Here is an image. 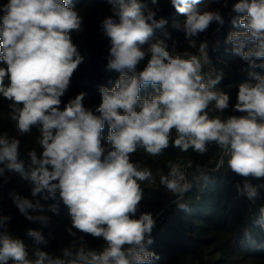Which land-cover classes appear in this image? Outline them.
Returning a JSON list of instances; mask_svg holds the SVG:
<instances>
[{"label": "clouds", "instance_id": "1", "mask_svg": "<svg viewBox=\"0 0 264 264\" xmlns=\"http://www.w3.org/2000/svg\"><path fill=\"white\" fill-rule=\"evenodd\" d=\"M107 2L112 15L101 22L109 40L105 71L119 77L113 87H99L101 101L94 109L85 107V92L62 102L84 60L72 39V33L82 30L79 12L67 0H8L0 5V97L10 102L9 117L17 134L0 133V187L9 182V173L28 181L31 198L15 191L9 197L27 221L41 226L26 229L32 241L28 245L9 234L12 217L0 214V264H154L159 260L148 250L156 220L151 212L137 215L144 198L142 183L155 182L150 167L132 161L138 149L153 157L169 147L204 155L215 143L229 157L228 168L242 178L235 185L238 194L253 204L261 199L264 75L249 72L252 79L238 85L231 104L230 96L216 88L222 76L206 79L203 74L211 61L207 40L199 38L212 24L223 26L220 9L212 10L211 5L228 8V0H170L184 17L173 20L171 29L184 34L190 49L199 41L198 54L177 51L175 43L169 48L171 33L168 22L156 18L158 7L150 8L142 0ZM230 10L236 14L231 23L237 30L228 33L225 43L250 69H264V0H236ZM157 29L162 30V38L149 43ZM149 86L153 92L142 97L141 90ZM210 106L215 115H210ZM229 108L244 115L224 116ZM36 126L40 151L27 152L26 170L20 138ZM197 171L196 182L206 185L211 177ZM159 182L176 197L177 207L187 211L181 201L193 184L180 165L169 161ZM49 199L56 203H41ZM61 202L71 218L68 234L85 244L86 236L102 238L101 249L79 248L75 256L68 247L61 248L60 255L44 250L50 241L43 229L51 223L45 213L58 215ZM260 217L264 227V205Z\"/></svg>", "mask_w": 264, "mask_h": 264}, {"label": "trees", "instance_id": "2", "mask_svg": "<svg viewBox=\"0 0 264 264\" xmlns=\"http://www.w3.org/2000/svg\"><path fill=\"white\" fill-rule=\"evenodd\" d=\"M8 0H0L4 5ZM148 7L156 9L157 19L164 18L168 24L167 30L171 33V39L167 41L169 48L175 43L177 51H189L198 54L199 41L207 40L217 28L221 29V44L212 48L209 52L214 64V75L222 76L216 85L230 96V103L234 104L240 83L251 80L249 72L255 71L264 75V69H250L238 55L231 52V46L225 43L230 31L237 30L232 26V19L236 16L231 12V4L236 0H228L229 7L221 8L218 4H212V9L219 8L223 17V26L212 24L206 33L201 34L196 48H188L187 41L182 32L174 31L170 25L173 20H183L184 17L176 13L170 0H157L153 5L152 0H142ZM68 6L79 12L83 18L82 30L72 33L74 44L78 46L80 54L84 57L78 69L71 77L70 87L62 97V102L67 103L74 99L80 92L87 93L84 105L88 108L97 106L100 101L99 87L111 88L119 77V73L105 71L107 65L109 40L103 34L101 22L111 16V5L107 0H67ZM3 12H0V17ZM243 30V29H239ZM157 38H162V30L157 29L149 43H154ZM145 45L144 47H147ZM259 63V62H258ZM2 66V65H0ZM144 63L138 66L142 70ZM153 92L151 86L141 90V96L146 97ZM9 101L0 97V133L7 132L10 136H16L14 122L9 117ZM63 103L61 107H63ZM210 115H215L214 106H210ZM244 115V113H232L229 108L224 116ZM39 126L33 127L32 132L21 139L20 158L25 161V169L28 168L27 152L36 149L40 151L38 137ZM103 135H108V126L105 124ZM223 151L215 143L208 145V152L199 155L191 149L182 153L179 149L169 147L159 156H148L143 149H138L132 155V161L138 162L141 167H150L155 176V182L149 184L143 182L144 198L140 203L137 215L141 212H151L156 220V226L152 232L153 244L148 246L149 251L155 252L160 259L154 264H264V227L261 226L260 207L264 205V190L261 191V199L255 204L250 203L243 195H239L235 185L242 182V178L234 174L228 168L229 157L225 155L223 163L221 158ZM172 161L187 167V179L192 182V188L185 193L181 203L188 206V210H181L166 193L164 186L160 185L159 178L168 172V162ZM198 169L211 177L205 185L203 181L197 183ZM9 182L0 187V214L10 215L11 222L8 232L23 239L28 245L32 241L25 235L26 229H39L38 222L27 221L13 204L9 192L15 191L21 195L30 197L32 185L19 174L9 173ZM2 180V178H0ZM253 184L260 181L251 180ZM45 205L56 203L51 199L41 201ZM51 218L48 228L43 229L49 244L45 251L60 255L63 247L75 251L79 248L85 250L101 249L103 240L86 236V244L79 239H74L66 231L71 226V218L66 206L59 204V214L46 212ZM174 219L170 221V217ZM2 231V230H0ZM51 233V236H49ZM247 233V235H246ZM80 234L77 233V236Z\"/></svg>", "mask_w": 264, "mask_h": 264}, {"label": "built area", "instance_id": "3", "mask_svg": "<svg viewBox=\"0 0 264 264\" xmlns=\"http://www.w3.org/2000/svg\"><path fill=\"white\" fill-rule=\"evenodd\" d=\"M221 37H222V35H221V29L219 28L218 30H215V32H213V34L207 39V42H208V47H207V54H208V57H209V60L211 61V59H210V54H209V52H210V50L212 49V48H214L215 46H218V45H220L221 44ZM207 66V73H205V78L207 79V78H212L213 77V75H214V64H213V62L211 61L209 64H207L206 65ZM180 165V167L182 168V170L186 173V171H187V167L188 166H190V164L189 165H187V166H183L182 164H179ZM186 175H187V173H186ZM166 193L170 196V198H173V200H172V204L173 203H176L175 201H176V197H174L173 195H172V193H170V192H168L167 190H166ZM174 215H172L171 217H170V221L169 222H171L172 221V219H174Z\"/></svg>", "mask_w": 264, "mask_h": 264}, {"label": "rangeland", "instance_id": "4", "mask_svg": "<svg viewBox=\"0 0 264 264\" xmlns=\"http://www.w3.org/2000/svg\"><path fill=\"white\" fill-rule=\"evenodd\" d=\"M211 9H212V8H211ZM212 10H214V9H212ZM218 29H219V28H217L216 30H218ZM204 72L207 73V66H206V65L204 66V69H203V73H204ZM171 199L173 200V198H171Z\"/></svg>", "mask_w": 264, "mask_h": 264}, {"label": "water", "instance_id": "5", "mask_svg": "<svg viewBox=\"0 0 264 264\" xmlns=\"http://www.w3.org/2000/svg\"><path fill=\"white\" fill-rule=\"evenodd\" d=\"M224 159H225V154H223V156H222V158H221V162H222V163H223Z\"/></svg>", "mask_w": 264, "mask_h": 264}, {"label": "crops", "instance_id": "6", "mask_svg": "<svg viewBox=\"0 0 264 264\" xmlns=\"http://www.w3.org/2000/svg\"><path fill=\"white\" fill-rule=\"evenodd\" d=\"M203 74L205 75V72Z\"/></svg>", "mask_w": 264, "mask_h": 264}]
</instances>
